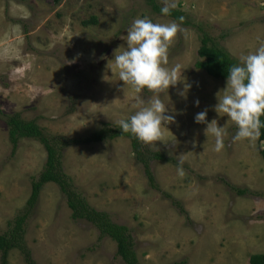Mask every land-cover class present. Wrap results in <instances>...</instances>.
Masks as SVG:
<instances>
[{"label": "rangeland", "instance_id": "1", "mask_svg": "<svg viewBox=\"0 0 264 264\" xmlns=\"http://www.w3.org/2000/svg\"><path fill=\"white\" fill-rule=\"evenodd\" d=\"M169 2L188 24L153 11L145 0H0V109L64 138L119 125L155 98L119 81L113 59L126 50L128 29L137 18L177 22L184 31L170 45L166 67L178 66L181 82L159 96L176 122L165 125L164 142L149 146L182 160L184 176L178 164L153 161L157 188L151 187L125 137L72 144L63 150L62 167L91 206L130 229L142 264H248L251 255L264 252L263 142H232L236 124L215 111L226 79L195 63L200 33L239 62L264 44V0ZM155 3L165 6V0ZM185 82L192 85L187 98L178 94ZM138 95L145 105L137 103ZM205 110L207 121L215 119L227 132L219 153L215 138L205 135L206 124L194 119ZM12 149L0 117V234L24 211L31 178L46 160L45 148L33 139L22 138ZM70 213L58 186L46 183L25 221L37 264H124L114 241L99 240L91 223L72 220ZM8 264L26 263L13 249Z\"/></svg>", "mask_w": 264, "mask_h": 264}, {"label": "clouds", "instance_id": "2", "mask_svg": "<svg viewBox=\"0 0 264 264\" xmlns=\"http://www.w3.org/2000/svg\"><path fill=\"white\" fill-rule=\"evenodd\" d=\"M174 2L165 0L161 8L164 15L170 14L175 8ZM183 18H181L182 20ZM184 29L177 22L162 24L154 23L148 17L137 18L127 31L126 50L114 55L115 69H118L119 81L125 86H131L135 93L145 89L153 93L146 106H142L128 119L119 122L122 133H129L145 145L156 147L155 142H164L163 129L165 125L176 122L175 115H170L169 108L159 98L170 87H176L181 79L178 76V66L167 68L169 47ZM114 71V70H112ZM192 85L184 83L178 94L187 98ZM224 94H217L218 103L215 111L225 114L237 126V132L232 142L247 140L255 142L264 128V44L254 52L240 57V62L231 65L226 75ZM139 105L145 101L138 95ZM199 105V100L195 101ZM197 124H206L205 135L215 138L214 151L225 149L224 126H218L215 119L207 121V111L196 114ZM183 161H179L177 172L184 176Z\"/></svg>", "mask_w": 264, "mask_h": 264}, {"label": "trees", "instance_id": "3", "mask_svg": "<svg viewBox=\"0 0 264 264\" xmlns=\"http://www.w3.org/2000/svg\"><path fill=\"white\" fill-rule=\"evenodd\" d=\"M58 2L59 0H54ZM153 11L161 13V8L155 0H145ZM164 15V14H163ZM175 21L188 24L183 17V13L171 9L167 14ZM181 18H183L181 20ZM91 21H95L91 18ZM89 21H83V25H88ZM201 30V27L198 28ZM201 45L198 49L200 60L195 63L198 69L204 70L208 75L216 79H226L228 68L239 63L228 51L211 41L204 33H200ZM0 117L3 118L8 130V138L15 151L18 141L22 138L33 139L40 142L46 151V160L42 170L36 177L31 178V193L25 203L22 214H18L14 219L8 221V227L0 234V264H8V255L13 249H17L23 255L26 264H37L30 253V248L25 240V221L30 212L37 204L43 186L52 182L56 184L60 192L66 199L67 207L70 209L72 220H84L91 223L98 231V239L110 238L116 243L115 256L119 257L124 264H142L135 251V241L130 229L122 224L113 222L109 214L91 206L82 192L76 190L73 180L65 174L62 167L63 150L72 144H90L95 142L109 141L118 137L128 138L134 159L140 163L147 175L150 186L157 188L151 172V162H178L166 156L162 150H154L149 145H145L129 133H122L119 125L104 124L98 130L79 138H64L48 134L40 127L35 120H25L19 113L6 114L0 109ZM264 120V117H261ZM259 141L263 142L259 152L264 160V128L261 129ZM238 194L247 192V189H237ZM248 264H264V252L250 256Z\"/></svg>", "mask_w": 264, "mask_h": 264}]
</instances>
